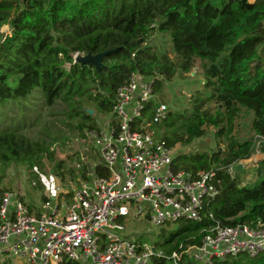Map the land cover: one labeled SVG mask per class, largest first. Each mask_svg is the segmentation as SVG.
Segmentation results:
<instances>
[{
  "label": "trees",
  "instance_id": "16d2710c",
  "mask_svg": "<svg viewBox=\"0 0 264 264\" xmlns=\"http://www.w3.org/2000/svg\"><path fill=\"white\" fill-rule=\"evenodd\" d=\"M5 26L9 32H2ZM157 31L170 34L175 60L169 55L147 56L144 45ZM113 49L100 72L91 65L75 63L77 54L96 55ZM197 67L204 72L203 90L193 97L190 108L182 113L169 110L167 119L156 125L165 129L161 140L171 147L190 146L209 128H215L220 140L213 154H178L175 162L195 174L236 164L234 176L218 173L221 193L209 209L226 225L264 224V191L244 199L248 190L240 186L241 171L237 170L253 156L255 137L240 141L233 135L240 107L256 104L260 118L255 133L264 136V0H0V113L15 104L24 112L17 121L8 117L13 127L5 126L0 118V163L26 164L31 180L41 188L35 168L56 161L59 148L53 147L58 138L52 130L56 124L42 116L33 120L25 109L49 110L48 117L57 118L84 140L92 161L89 133L100 130L95 116L111 113L118 89L133 73L171 80ZM161 86L158 80L156 93ZM208 103L215 104L214 113L206 109ZM155 104L149 105L148 119ZM89 109L95 115H90ZM37 123L40 137L22 132ZM81 156L77 154L79 167L75 169L66 171L64 161L57 162L56 175L62 183L90 179ZM95 170L103 173L98 166ZM257 177V185H264V159L258 162ZM3 192L0 190V196ZM240 200H247L243 213L231 218V208ZM204 235L200 226L190 223L171 231L157 244L166 255L153 257L151 264H173L168 259L173 251L181 244H199ZM181 264L200 263L183 257ZM213 264H264V253Z\"/></svg>",
  "mask_w": 264,
  "mask_h": 264
},
{
  "label": "built area",
  "instance_id": "2783aa9c",
  "mask_svg": "<svg viewBox=\"0 0 264 264\" xmlns=\"http://www.w3.org/2000/svg\"><path fill=\"white\" fill-rule=\"evenodd\" d=\"M158 80L135 72L118 89L112 118L89 133L100 159L91 163L89 180L48 187L51 195L38 212L15 193L0 196V261L151 264L153 257L166 255L163 249L157 251V244L128 234V220L146 221L155 228L179 222L200 226L205 234L201 242L181 244L168 256L173 264H181L183 257L213 264L264 253L263 223L226 225L209 209L221 193L218 173L233 176L236 164L196 174L185 171L175 162L179 146L156 138L152 129L169 112L166 104L157 103L151 118L146 116L155 102ZM263 146L264 136L256 135L254 160ZM96 166L102 174H96Z\"/></svg>",
  "mask_w": 264,
  "mask_h": 264
},
{
  "label": "rangeland",
  "instance_id": "374dc122",
  "mask_svg": "<svg viewBox=\"0 0 264 264\" xmlns=\"http://www.w3.org/2000/svg\"><path fill=\"white\" fill-rule=\"evenodd\" d=\"M2 32H9V27H3ZM144 48L148 49L149 54L147 56L156 55L160 57L163 55H169L171 59L175 60V55L172 51L171 37L167 32H155L147 39V43L144 45ZM159 79L162 81V86L161 90L155 95V102L164 103L168 106L170 111H179L181 113L190 108L191 100H193V97L196 96L198 91L203 90V86L206 82L204 72L200 67L195 68L189 74L180 72L171 80H166V78L163 76H160ZM20 107V105L15 104L11 107H6L3 112L0 113V118L4 119L3 123L6 124L5 126L13 127V123H9V118H15L16 121L20 119V115L24 113H21ZM23 108L25 109V107ZM206 109L214 113L216 110L215 104L208 103L206 105ZM259 109L260 108L256 104L240 107L238 114L234 118V137L240 141H244L247 139H252L256 136L255 132L260 118ZM25 112L26 115L31 117L33 120H35V117L42 116V118H45L46 121L54 122L56 124L52 130L55 131L53 132V136L58 138V141L53 149L59 148V153L56 156V161H52L51 163L46 162L35 168V172L37 173V176H39L43 186L41 188L39 187V184L36 182V180H31L30 172L27 170L26 164L11 162L8 165H4L3 163H0V190L4 192L15 193L28 207H30L31 210L38 212L39 207L43 204L45 198H48V196L51 195V192H48V187L59 184L61 186H67L68 184L76 183L78 179H81L76 178L75 181L69 182L70 177H67L66 179L69 183H62L59 179L60 177L56 175V165L57 162L64 161V170L66 171L69 170V168L75 169L79 167L77 154L80 153L81 156L82 152H85L86 147L83 143L84 140L78 136V133L69 131L65 125H62L59 121H56L57 118L55 119L48 117L47 115L50 113L49 110L38 107L36 112H29L28 109H25ZM95 117L97 118L100 126L111 119L112 115H96ZM39 129L40 126L37 123L35 126H27L22 128V132L27 136L37 138L40 137V134L38 133ZM152 131L158 140H161L165 133V129L159 126H154ZM216 132L217 130L215 128H209L204 137L197 139L190 146L179 145L178 154L197 152H207L210 155L213 154L217 150V144L220 140L218 139L217 141V138L215 137ZM221 140L222 149H224L226 148L225 137L221 138ZM90 143L93 147L91 139ZM96 152L97 149L93 147L92 154L95 158L92 157V161H90L93 164L100 162L99 156L96 154ZM259 156L260 157H257L255 160V157L253 156L243 162L244 170L239 174V181L241 182L240 186L248 190V193L244 199L257 197V193L264 191V185H257V165L258 162L264 158V153ZM81 159L83 160V156H81ZM261 189L262 191H259ZM246 201L247 200H240L234 207L231 208V210L234 212V215L231 216V218H234L235 215H242V210ZM125 224L127 225L128 234L159 245V243H162L165 240V237H167L171 231L180 229L187 223H169L160 228L152 227L146 221L141 222L128 220L125 222ZM157 251H161L160 246H157Z\"/></svg>",
  "mask_w": 264,
  "mask_h": 264
},
{
  "label": "water",
  "instance_id": "95a60500",
  "mask_svg": "<svg viewBox=\"0 0 264 264\" xmlns=\"http://www.w3.org/2000/svg\"><path fill=\"white\" fill-rule=\"evenodd\" d=\"M114 52H115V50L113 49V50H108V51H105L103 53H99L96 55H93L91 53H89L87 55L77 54L75 56V63H81L84 65H91L96 69L97 72H100L102 67L104 66V64H103L104 59ZM88 113L92 116L95 115V111L92 109H89ZM82 156H83V161H84V163L88 169L89 174H92L93 173V167H92L91 162L88 159L86 152H82ZM237 170L238 171L243 170L242 164H239L237 166Z\"/></svg>",
  "mask_w": 264,
  "mask_h": 264
},
{
  "label": "crops",
  "instance_id": "0c3cea01",
  "mask_svg": "<svg viewBox=\"0 0 264 264\" xmlns=\"http://www.w3.org/2000/svg\"><path fill=\"white\" fill-rule=\"evenodd\" d=\"M257 158V157H256ZM264 159V158H263Z\"/></svg>",
  "mask_w": 264,
  "mask_h": 264
}]
</instances>
